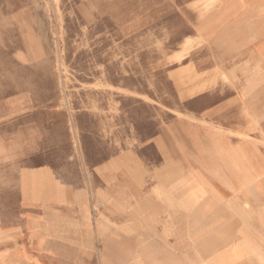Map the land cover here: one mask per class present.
Wrapping results in <instances>:
<instances>
[{
    "label": "rangeland",
    "instance_id": "rangeland-1",
    "mask_svg": "<svg viewBox=\"0 0 264 264\" xmlns=\"http://www.w3.org/2000/svg\"><path fill=\"white\" fill-rule=\"evenodd\" d=\"M232 4L0 0V219L27 222L50 205L28 201L27 172L48 170L59 186L82 192L102 186L97 167L116 156L124 166L118 172L157 163L164 150L155 138L167 123L222 128L215 123H224L225 115L215 108L240 94L248 75L244 44L252 41L241 13L224 12ZM259 86L264 82H250L249 89ZM197 95L205 96L203 105L189 103ZM179 107L202 117L183 115ZM115 172L107 174V186ZM36 178L42 188L43 180L28 177ZM35 185L25 187L33 196ZM102 208L108 212L107 202L91 207V220ZM42 246L71 249L66 243ZM37 249L27 237V253L37 255Z\"/></svg>",
    "mask_w": 264,
    "mask_h": 264
},
{
    "label": "crops",
    "instance_id": "crops-1",
    "mask_svg": "<svg viewBox=\"0 0 264 264\" xmlns=\"http://www.w3.org/2000/svg\"><path fill=\"white\" fill-rule=\"evenodd\" d=\"M224 12L241 13L252 41L244 44L248 75L240 94L215 108L225 115L224 123H215L222 128L167 123L155 138L164 150L157 163L118 172L124 166L116 156L97 167L102 186L82 192L59 186L48 170L25 173L43 180L33 196L23 176L28 201L50 205L27 222L0 219V264H264V86L249 89L250 82H264V0H233ZM188 101L200 106L206 98ZM178 109L202 117L191 107ZM106 202L108 212L102 208V216L91 220V207ZM27 237L37 255L27 253ZM46 242L71 249H41Z\"/></svg>",
    "mask_w": 264,
    "mask_h": 264
},
{
    "label": "bare ground",
    "instance_id": "bare-ground-1",
    "mask_svg": "<svg viewBox=\"0 0 264 264\" xmlns=\"http://www.w3.org/2000/svg\"><path fill=\"white\" fill-rule=\"evenodd\" d=\"M101 69V68H100ZM141 149V148H140ZM129 153H131V152H129ZM133 154V153H132ZM134 155V154H133ZM132 157V156H131ZM133 159V158H132ZM136 160V159H135ZM116 162V161H115ZM136 162H138V161H136ZM117 163V162H116ZM139 163V162H138ZM132 164V163H131ZM120 166V165H119ZM135 166H137V164L135 165ZM136 168V167H135ZM138 168H140L139 167V165H138ZM137 168V169H138ZM141 169V168H140ZM143 169V168H142ZM143 172H146V171H143ZM145 175V174H144ZM30 176V174H27V175H25L24 176V185H25V187L26 186H28L29 184H31V183H34V184H36L35 185V189H36V192L37 191H39V189H41V187H40V185H39V181H37L38 179L36 178V179H28V177ZM144 178V177H143ZM144 182V181H143ZM35 193V192H34Z\"/></svg>",
    "mask_w": 264,
    "mask_h": 264
}]
</instances>
